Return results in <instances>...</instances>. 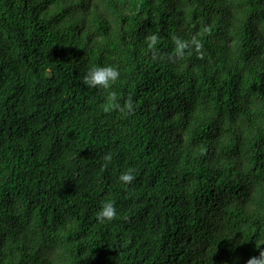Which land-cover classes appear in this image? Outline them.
<instances>
[{"label": "trees", "instance_id": "16d2710c", "mask_svg": "<svg viewBox=\"0 0 264 264\" xmlns=\"http://www.w3.org/2000/svg\"><path fill=\"white\" fill-rule=\"evenodd\" d=\"M257 240L264 0H0V264H246Z\"/></svg>", "mask_w": 264, "mask_h": 264}, {"label": "clouds", "instance_id": "9594fccd", "mask_svg": "<svg viewBox=\"0 0 264 264\" xmlns=\"http://www.w3.org/2000/svg\"><path fill=\"white\" fill-rule=\"evenodd\" d=\"M152 44L156 43V37L153 36L151 40ZM186 43L183 41H178V54L182 55L183 50L186 47ZM121 70L115 64H92L90 65L83 75V83L89 87L96 88H111L113 83L120 78ZM117 93L115 91L110 94V103L106 108L116 107L121 111H127L132 113L135 111V104L133 99L129 98L124 105H121L116 100ZM104 159L106 161H111L112 154L109 152L105 155ZM135 168L129 167L127 170L122 171L119 179L126 183L130 184L135 179ZM118 215V210L116 204L111 199H105L97 213V218L101 221L112 220ZM264 245V240H257V247ZM246 264H264V248H261L259 255L251 256Z\"/></svg>", "mask_w": 264, "mask_h": 264}]
</instances>
